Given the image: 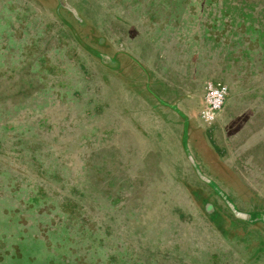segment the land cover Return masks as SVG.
I'll return each mask as SVG.
<instances>
[{"label": "rangeland", "instance_id": "rangeland-1", "mask_svg": "<svg viewBox=\"0 0 264 264\" xmlns=\"http://www.w3.org/2000/svg\"><path fill=\"white\" fill-rule=\"evenodd\" d=\"M167 1L0 0V264H264V127L231 129L253 156L232 155L241 109L206 123L199 81L246 68L231 40L264 63V0H187L177 21ZM258 77L224 79L264 103ZM133 116L125 164L102 146Z\"/></svg>", "mask_w": 264, "mask_h": 264}, {"label": "trees", "instance_id": "trees-1", "mask_svg": "<svg viewBox=\"0 0 264 264\" xmlns=\"http://www.w3.org/2000/svg\"><path fill=\"white\" fill-rule=\"evenodd\" d=\"M171 1L172 0H168L167 1L168 4L173 3ZM187 2H188L187 0H174V4H172V7L169 8V11L173 13L172 17H173L174 20L177 21V20H179V18L180 19L182 18L181 16L185 12V8H186V5H187ZM149 12H152V10H149ZM246 14L250 15L249 12H247ZM261 28H263V27H260V28L257 27L256 28L258 30L257 31L258 32L257 36L260 35L261 32H263V31H260ZM217 35H218L217 33H215V34L205 33L204 36H202V38L210 39L212 37H215V39L218 40V38H217L218 36ZM262 36H261L262 39L260 40V43L257 44L258 48H262V47L264 48V32H263ZM129 38L130 37L127 38V42H129V40H130ZM247 43H248V41L245 38H242L241 40H238V41L231 40L230 41V46H229L230 49L227 52V57H228V54H230L229 58H231V56H234V55H235V57L238 56V58H246V60L248 61L247 62L248 64H247L246 68H241L240 66L238 67V66H236V64H231L230 62H227V63L225 62L224 63V61L223 62L221 61V60H223L222 57H220L219 58L220 60L218 59V61H215L214 65H213L214 68L215 69L217 68V69L212 71V73H210V74L209 73L208 74H204V77L201 80H199V81H201L202 83H205L207 81V79H209V78H215V79H218V80L219 79H223L224 83L228 87L227 98H230V97L234 96L233 103L232 104H226V107L227 108L229 107V108H232V109L234 108V110H237L238 108L241 109L240 114L238 115V113H237V115H238L237 117H233L232 115H229V117H231V119L229 121V125L233 126V127L241 126V128H242V125H244L245 131L247 133L251 134V132L253 130H255L256 128L259 129L261 127H264V120L262 121V118H261V112L264 109V103L262 101H260L259 99H253L252 101L242 100V102H236V98H238L236 96H240L239 99H242V97L244 96V93L246 94L250 90H251V92L255 93L256 89L259 88V85H258L259 77H258V75L263 72L264 63L261 62V61L260 62H255V61H252V59H249V57L251 58L252 55H258L260 50L257 51V52H255L254 49L252 51H249L248 49L250 48V46L247 47V45H246ZM262 55L264 56V49L262 50ZM257 64H261V65H257ZM212 69L213 68H211V70ZM217 71H220L219 75L215 74V72H217ZM166 74H167V72L162 73L161 76H164V78H167L168 76H166ZM243 75L246 78L250 77L249 80H247V81H250V79H251V81L248 83V86L250 87V90H247L248 88L245 87L244 85H242L241 83L238 84L240 89H238V87H237L236 90H235V89H233L234 87H232L231 84H229L224 79V78L232 79V85H233V83L236 82L237 80H241L243 78ZM190 76L191 75H187L186 74V75H184L182 77H185L184 79H186V78H189ZM177 77L181 78L180 75L177 76ZM252 78H253V83H252ZM181 79H183V78H181ZM184 79H183V82L185 84H188L189 88L191 89L192 85H190V83L184 81ZM195 80H197V79L190 80V81L192 83ZM202 103H203V107L202 108H204L205 107L204 100L202 101ZM218 113H219V111H217L215 113L214 117H216ZM248 122H249V124H248L249 126L254 123L255 128L253 130L249 129L248 127H246V126H248L247 125ZM137 123H138L137 117L133 116L131 118V123H129V125L133 129L132 133L128 129V128H130V126L126 127V124H124V123H121V125L119 124L120 133H119V135H115L118 138L114 137V139L110 143H108L107 146H102L106 150H108V149L116 150L117 157L120 158V157L123 156V159L125 160V164L127 163V159L129 161H131V160L133 161V159H136L137 157H140V153H139L140 150L138 149V144L136 143V141H138V138L136 137L135 128L133 127V126H136ZM127 124H128V120H127ZM137 126H139V125L137 124ZM124 130H128V134L130 133L131 136L126 138V139H124V136H125V134L123 133ZM229 137H230V140L232 141V144H233L232 145L230 143L231 146H229V149L232 151V155H234L235 153H238L239 155H237V157L238 158H243V159L246 156H248V155H252V154L244 153V150L247 147L248 142L245 143V140L243 138L235 137V140H234L233 138H231V135H229ZM258 138H261V137H258ZM125 148H130L133 151V153H130V156H128V154H126V153L124 155L122 149H125ZM134 152H136V153L134 154ZM118 154H119V156H118ZM256 171L259 172V173L260 172L264 173L262 166H258ZM126 175H129V174L127 173ZM92 181L93 180L91 179L90 182H92ZM104 181L105 180H97L98 184L99 183H104ZM255 182L259 184L261 189L264 188V175H263V177L261 179L256 180ZM166 189L167 188L164 187L163 190H166ZM91 195L95 196V192L91 191ZM195 213H197V212H195ZM158 214H159V212H158ZM135 264H136V262H135Z\"/></svg>", "mask_w": 264, "mask_h": 264}, {"label": "built area", "instance_id": "built-area-1", "mask_svg": "<svg viewBox=\"0 0 264 264\" xmlns=\"http://www.w3.org/2000/svg\"><path fill=\"white\" fill-rule=\"evenodd\" d=\"M228 95V87L221 80H208L204 84L205 107L200 112L201 118L209 123L214 119L215 113L219 111Z\"/></svg>", "mask_w": 264, "mask_h": 264}, {"label": "crops", "instance_id": "crops-1", "mask_svg": "<svg viewBox=\"0 0 264 264\" xmlns=\"http://www.w3.org/2000/svg\"><path fill=\"white\" fill-rule=\"evenodd\" d=\"M187 96L192 98L191 96H193V93L190 91L189 93H187ZM203 100H204V94H203L202 101ZM233 128H234L233 126L228 125V126L225 127L224 132H222V130L220 131L221 140L227 141V143H225L226 144L225 150H227L229 148V146H231V144H232V141L229 140L230 139L229 135L231 134V129H233Z\"/></svg>", "mask_w": 264, "mask_h": 264}]
</instances>
